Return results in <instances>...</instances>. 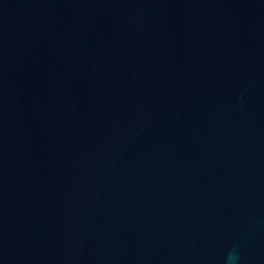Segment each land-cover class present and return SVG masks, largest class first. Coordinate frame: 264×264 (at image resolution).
<instances>
[{
  "label": "water",
  "instance_id": "1",
  "mask_svg": "<svg viewBox=\"0 0 264 264\" xmlns=\"http://www.w3.org/2000/svg\"><path fill=\"white\" fill-rule=\"evenodd\" d=\"M264 264V0H0V264Z\"/></svg>",
  "mask_w": 264,
  "mask_h": 264
},
{
  "label": "clouds",
  "instance_id": "2",
  "mask_svg": "<svg viewBox=\"0 0 264 264\" xmlns=\"http://www.w3.org/2000/svg\"><path fill=\"white\" fill-rule=\"evenodd\" d=\"M238 261L239 254L234 246L225 256V264H238Z\"/></svg>",
  "mask_w": 264,
  "mask_h": 264
}]
</instances>
